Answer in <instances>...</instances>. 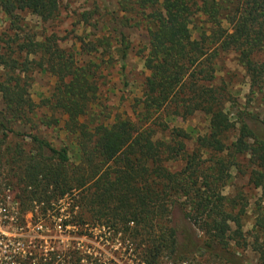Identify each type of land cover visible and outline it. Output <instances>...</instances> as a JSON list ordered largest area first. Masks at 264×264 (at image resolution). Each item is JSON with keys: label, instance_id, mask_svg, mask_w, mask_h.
I'll use <instances>...</instances> for the list:
<instances>
[{"label": "trees", "instance_id": "trees-1", "mask_svg": "<svg viewBox=\"0 0 264 264\" xmlns=\"http://www.w3.org/2000/svg\"><path fill=\"white\" fill-rule=\"evenodd\" d=\"M117 4L120 26L69 51L55 34L20 24L23 12L54 19L60 0H0L10 30L17 29L0 34V174L17 189L22 211L11 223L23 233L31 211L54 229L120 242L136 264H249L243 253L249 247L256 264H264V0ZM131 26L148 33L143 59L149 74L136 119H111L99 109V64L78 56L108 53L125 71L132 45L121 27ZM222 52L236 55L248 77L247 103L255 108L241 105L219 78ZM36 70L56 78L41 103L30 92ZM197 113L209 123L195 141L171 124ZM17 123L30 131L19 132ZM62 123L72 146H56L41 133L42 126ZM12 137H28L30 148L5 146ZM236 176L260 191L250 230L248 194L238 186L224 191ZM6 197L0 190V209ZM44 242L0 232V264H114L77 244L66 249Z\"/></svg>", "mask_w": 264, "mask_h": 264}, {"label": "rangeland", "instance_id": "rangeland-1", "mask_svg": "<svg viewBox=\"0 0 264 264\" xmlns=\"http://www.w3.org/2000/svg\"><path fill=\"white\" fill-rule=\"evenodd\" d=\"M89 12L88 20H82V14ZM123 12L119 10L117 0H60V10L58 15L47 22H43L37 15L31 12L20 13L21 25L26 31H36L39 34H55L59 38L61 47L69 51H81L82 41H91L104 34L109 33L116 26H120L117 21L122 17ZM200 23V22H199ZM18 23V25H20ZM11 20L0 10V34L10 30ZM128 35L132 48L126 59L125 71L121 68V63L118 60H111L108 53L94 52L92 55H79L83 61L93 59L99 64V85H100V101L99 109L105 111V114H110L111 119L116 115H129L132 119H136L135 107L137 103L144 97V88L142 83L149 71L144 67L143 51L149 44L148 33L144 28L131 26L121 27ZM199 30L193 29V37H198ZM231 75H227V72ZM32 82L30 92L36 103H41L43 98H46L52 91L56 78L50 73L43 70L32 72ZM218 76L222 80H227L229 87L241 105H246L255 108L257 105L253 101L247 103L249 97L248 77L244 69L237 63L236 55L233 52H222L218 59ZM258 103V102H257ZM0 107H2L0 101ZM137 112L139 108H136ZM208 119L205 115L197 113L189 118L178 117L171 123L173 126L184 128L188 131L195 141L199 135H202L208 130ZM15 128L19 132L27 133L30 128L24 124H15ZM41 133L44 137L50 140L56 146L64 144L73 145V137L65 124L59 127H44L41 128ZM10 140V143H9ZM8 140L5 146H18L25 144V147L30 148L29 138H25V142L21 138L12 137ZM194 141L190 142L189 146H194ZM7 163V162H5ZM8 167V166H6ZM6 169V168H5ZM7 179V174H0V190H4L7 195L6 199L1 202L0 209V232L7 237L15 238L24 236L29 240L44 239L46 246L62 245L68 248L78 245L85 251L93 254L95 257H102L105 261H113L114 264H136L135 256H129L121 248L120 242L111 243L105 238H99L97 233L92 236H76L70 231L60 229V227L52 228L46 226L44 220L37 221V215L34 212L26 213L27 225L18 231L17 225L11 222L16 220L21 214V207L16 198L17 189L10 184ZM240 187L249 196V213L246 219V230H250L254 221V210L256 202L260 197V191L255 189L248 183L247 178L236 176L231 179L228 187L224 190L225 193H230L236 187ZM9 208L12 219L8 221L4 207ZM40 219V218H39ZM70 229V228H68ZM244 256L249 264H256L257 255L251 248L244 250ZM207 258V257H204ZM168 264V263H166Z\"/></svg>", "mask_w": 264, "mask_h": 264}, {"label": "built area", "instance_id": "built-area-1", "mask_svg": "<svg viewBox=\"0 0 264 264\" xmlns=\"http://www.w3.org/2000/svg\"><path fill=\"white\" fill-rule=\"evenodd\" d=\"M183 264H187V263H183Z\"/></svg>", "mask_w": 264, "mask_h": 264}]
</instances>
